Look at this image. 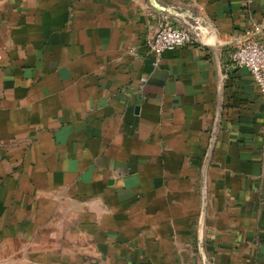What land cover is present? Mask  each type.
<instances>
[{"label": "crops", "instance_id": "crops-1", "mask_svg": "<svg viewBox=\"0 0 264 264\" xmlns=\"http://www.w3.org/2000/svg\"><path fill=\"white\" fill-rule=\"evenodd\" d=\"M163 20L199 39L153 66ZM248 31L264 0H0V264H264Z\"/></svg>", "mask_w": 264, "mask_h": 264}, {"label": "built area", "instance_id": "built-area-1", "mask_svg": "<svg viewBox=\"0 0 264 264\" xmlns=\"http://www.w3.org/2000/svg\"><path fill=\"white\" fill-rule=\"evenodd\" d=\"M252 2L253 0H248ZM166 19V18H165ZM199 39L197 26L180 27L168 20H163L148 42V55L153 66H158L165 50H173L194 44ZM233 64L246 68L258 85L264 100V36H256L254 31H248L243 40L230 53ZM148 76L139 79L140 88H144Z\"/></svg>", "mask_w": 264, "mask_h": 264}, {"label": "water", "instance_id": "water-1", "mask_svg": "<svg viewBox=\"0 0 264 264\" xmlns=\"http://www.w3.org/2000/svg\"><path fill=\"white\" fill-rule=\"evenodd\" d=\"M202 228H203V220L201 221V224H200V230H202Z\"/></svg>", "mask_w": 264, "mask_h": 264}]
</instances>
